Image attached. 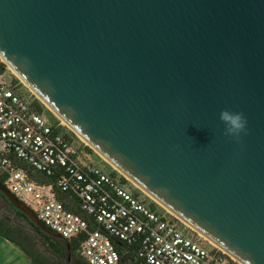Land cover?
<instances>
[{
	"label": "water",
	"instance_id": "1",
	"mask_svg": "<svg viewBox=\"0 0 264 264\" xmlns=\"http://www.w3.org/2000/svg\"><path fill=\"white\" fill-rule=\"evenodd\" d=\"M0 50L117 170L264 264V0H0ZM225 109L247 120L239 138Z\"/></svg>",
	"mask_w": 264,
	"mask_h": 264
},
{
	"label": "built area",
	"instance_id": "2",
	"mask_svg": "<svg viewBox=\"0 0 264 264\" xmlns=\"http://www.w3.org/2000/svg\"><path fill=\"white\" fill-rule=\"evenodd\" d=\"M3 78L2 186L57 236L77 241L88 264H133L124 261L118 243L136 247V260L146 264H240L209 241L211 247L205 245L146 193L136 195L120 177L89 162L75 147L73 131L37 110L41 101L27 85Z\"/></svg>",
	"mask_w": 264,
	"mask_h": 264
},
{
	"label": "trees",
	"instance_id": "3",
	"mask_svg": "<svg viewBox=\"0 0 264 264\" xmlns=\"http://www.w3.org/2000/svg\"><path fill=\"white\" fill-rule=\"evenodd\" d=\"M5 65L0 63V76ZM41 112V103H35ZM0 185L3 181L0 180ZM6 206L5 211L2 210ZM14 217V218H13ZM0 237L19 247L32 264H88L77 251V241H66L57 236L22 207L15 204L0 188ZM118 249L124 255V261L133 264H146L136 260V247L129 248L118 243ZM129 251L128 253H126Z\"/></svg>",
	"mask_w": 264,
	"mask_h": 264
},
{
	"label": "rangeland",
	"instance_id": "4",
	"mask_svg": "<svg viewBox=\"0 0 264 264\" xmlns=\"http://www.w3.org/2000/svg\"><path fill=\"white\" fill-rule=\"evenodd\" d=\"M0 63L4 64V72L2 74V76H4L3 79L7 80V81H13L15 84H19L21 83V79L20 77L14 72L13 69H11L7 64L4 63V61L0 58ZM1 77V76H0ZM24 91L25 93H27L28 96L32 97L33 99H36V96L34 94H32V92L24 86ZM41 103V112L47 116L51 121H59V117L56 116V114H54V112L45 104ZM61 120V119H60ZM66 125V124H65ZM66 127H68L66 125ZM70 129V128H67ZM73 131V130H70ZM74 134V142H75V147L77 149H79L81 152H84L85 154L88 155V159L89 162L94 163L100 167H102L103 169H105L108 173H113L114 175H116L117 177H120V179H122V181L124 182V184L127 186V188L132 191L133 193H135L136 195H139L142 198H147L148 196L142 191V189L138 188L135 184H133L132 182H130V180H128L125 176H122L118 173L115 172L117 170H115L116 168H114L112 165H110L99 153H97L90 145H88L81 137H79L74 131L72 132ZM149 199V198H148ZM6 206L4 205L2 210L5 211ZM14 218V217H13ZM188 227V226H187ZM187 231L194 233L192 230V228H187ZM197 238H201L202 236H199L198 233H195ZM202 242L211 247V244L204 238H201Z\"/></svg>",
	"mask_w": 264,
	"mask_h": 264
},
{
	"label": "clouds",
	"instance_id": "5",
	"mask_svg": "<svg viewBox=\"0 0 264 264\" xmlns=\"http://www.w3.org/2000/svg\"><path fill=\"white\" fill-rule=\"evenodd\" d=\"M5 54V51L0 50V55ZM219 118L225 125L226 135L239 138L240 133L246 131L247 120L243 113L225 109L221 111Z\"/></svg>",
	"mask_w": 264,
	"mask_h": 264
},
{
	"label": "crops",
	"instance_id": "6",
	"mask_svg": "<svg viewBox=\"0 0 264 264\" xmlns=\"http://www.w3.org/2000/svg\"><path fill=\"white\" fill-rule=\"evenodd\" d=\"M0 264H32L16 245L0 237Z\"/></svg>",
	"mask_w": 264,
	"mask_h": 264
},
{
	"label": "bare ground",
	"instance_id": "7",
	"mask_svg": "<svg viewBox=\"0 0 264 264\" xmlns=\"http://www.w3.org/2000/svg\"><path fill=\"white\" fill-rule=\"evenodd\" d=\"M63 122V121H62ZM64 123V122H63ZM65 124V123H64ZM89 145V144H88ZM106 160V159H105ZM107 161V160H106ZM108 162V161H107ZM109 163V162H108ZM110 164V163H109ZM111 165V164H110ZM113 166V165H112ZM114 167V166H113ZM115 168V167H114ZM115 170H117V169H115ZM119 173H121L119 170H117ZM123 176H125L123 173H121ZM126 177V176H125ZM128 180H130L128 177H126ZM130 182H132L133 184H135L133 181H131L130 180ZM138 188H140L137 184H135ZM140 189H142V188H140ZM142 191L144 192V193H146L143 189H142ZM148 196H150L148 193H146ZM151 197V196H150ZM153 200H155L153 197H151ZM156 201V200H155ZM158 204H160L158 201H156ZM161 205V204H160ZM164 209H166L163 205H161ZM167 211H169L168 209H166ZM170 212V211H169ZM171 213V212H170ZM173 214V213H172ZM186 224V223H185ZM187 225V224H186ZM188 226V225H187ZM189 227V226H188ZM191 228V227H190ZM192 230H194V229H192ZM195 231V230H194ZM203 237V236H202ZM204 238V237H203ZM205 239V238H204ZM207 240V239H206ZM208 241V240H207ZM210 242V241H209ZM211 243V242H210ZM214 245V244H213Z\"/></svg>",
	"mask_w": 264,
	"mask_h": 264
}]
</instances>
